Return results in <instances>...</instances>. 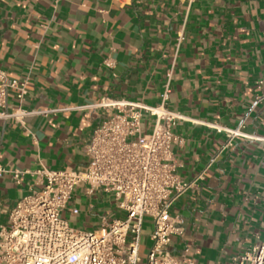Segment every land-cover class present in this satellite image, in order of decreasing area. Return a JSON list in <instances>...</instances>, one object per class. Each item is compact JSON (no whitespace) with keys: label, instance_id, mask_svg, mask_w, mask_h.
Returning <instances> with one entry per match:
<instances>
[{"label":"crops","instance_id":"obj_1","mask_svg":"<svg viewBox=\"0 0 264 264\" xmlns=\"http://www.w3.org/2000/svg\"><path fill=\"white\" fill-rule=\"evenodd\" d=\"M0 67L28 80L25 109L49 111L25 124L0 119V165L10 170L83 169L86 144L107 113L81 107L104 97L158 105L173 69L168 107L199 121L174 127L184 139L173 146L178 173L185 181L202 175L171 209L185 227L173 253L230 264L264 243V99L256 101L264 0H0ZM16 105L11 95L9 110ZM151 122L144 119L145 131ZM242 122L247 136L230 145L210 125ZM30 185L39 188L31 175L21 184L0 175V226ZM90 205L66 217L98 230ZM121 216L113 209L108 220ZM151 232L146 218V245Z\"/></svg>","mask_w":264,"mask_h":264},{"label":"built area","instance_id":"obj_2","mask_svg":"<svg viewBox=\"0 0 264 264\" xmlns=\"http://www.w3.org/2000/svg\"><path fill=\"white\" fill-rule=\"evenodd\" d=\"M182 40L180 35L178 48ZM166 76L158 105L104 97L81 107L107 113L86 144L89 162L83 169L10 170L0 165V175L11 173L16 184L31 175L39 187L30 185V192L10 210L8 225L0 226V264H142L146 218L152 222V244L144 264H194L190 257L172 251L173 238L181 237L185 227L171 209L202 175L185 181L178 173L173 146L182 145L184 139L174 127L193 119L168 107L173 69ZM257 87L258 102L264 99V81L259 80ZM27 94L28 80L13 78L0 67V119L25 124L30 116L49 112L25 109ZM11 95L17 101L13 110H9ZM146 117L152 121L148 131L143 128ZM210 125L226 134L227 145L236 137L247 136L243 122L237 127ZM82 185L89 197L97 193L112 198L123 216L109 221L106 214L100 215L101 227L94 231L73 227L66 214H79V207L70 202ZM230 264H264V243L232 257Z\"/></svg>","mask_w":264,"mask_h":264},{"label":"rangeland","instance_id":"obj_3","mask_svg":"<svg viewBox=\"0 0 264 264\" xmlns=\"http://www.w3.org/2000/svg\"><path fill=\"white\" fill-rule=\"evenodd\" d=\"M83 188V185L81 186V189ZM84 190H76L73 195V199L78 201V207L82 211H86L88 209L90 203H92L95 206L94 209V214H95V221H98V216L102 214H106L109 218L111 217L112 210L115 209L116 207V202L112 199L109 198L107 195H104L103 197L97 193H94L92 197H88L85 193H83ZM77 196H80L79 198ZM81 203V204H80ZM83 212V213H84ZM72 226L75 227L76 229L79 230H84V231H94L95 227L93 225L90 226H85V227H80L78 225L77 218L75 221L72 220L71 222ZM151 241L146 245L143 241L141 243V257L143 259V263L146 261V256H147V251L151 245Z\"/></svg>","mask_w":264,"mask_h":264}]
</instances>
